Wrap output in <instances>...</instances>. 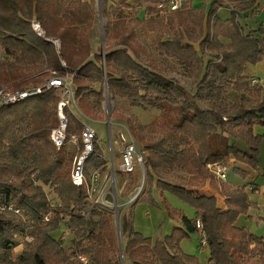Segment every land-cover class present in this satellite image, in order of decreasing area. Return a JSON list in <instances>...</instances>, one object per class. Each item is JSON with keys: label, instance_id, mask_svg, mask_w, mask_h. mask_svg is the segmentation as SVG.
Wrapping results in <instances>:
<instances>
[{"label": "trees", "instance_id": "1", "mask_svg": "<svg viewBox=\"0 0 264 264\" xmlns=\"http://www.w3.org/2000/svg\"><path fill=\"white\" fill-rule=\"evenodd\" d=\"M91 1L0 0V46L5 57L0 61V87L23 91L42 84L50 72L58 76L67 72L74 76V99L86 117L95 111L93 101L104 99V83L110 99L158 111V118L148 125L127 119L130 134L145 153V177L157 178L161 192L193 209L194 218L163 201L167 217L179 226L165 237L151 239L136 232L132 212L123 213L120 249L115 219L93 205L84 188L71 184L73 157L50 141L51 132L59 126L60 102L57 91L51 90L0 110V201L15 203L25 218L24 222L0 218V264H82L79 256L86 257L88 264H201L180 249L182 241L199 235L196 221L207 240L209 264H264L263 239L235 226L252 206L246 187L227 188L207 170V165L219 162L228 167L231 160L257 169L264 135L255 134V128H264V93L250 86L244 71L264 54V30H258L263 38L255 40L243 34L233 14L226 22L215 16L218 7L234 5V0H214L208 9L204 6L196 12L184 5L173 13L175 19L156 7L166 0L146 8L157 49L197 72L196 88L189 92L166 76V70L136 41L134 29L126 26V11L140 9L150 0H100L110 2L103 53L91 51L89 34L96 17ZM254 6L255 0H249L236 7L244 11ZM32 20L40 24L45 39L32 32ZM46 39L60 42L58 53ZM43 65L47 72L42 71ZM228 89L237 95L232 104L225 103ZM64 112L66 140L76 137L79 141L80 121L67 109ZM86 165L106 170L96 142ZM174 169L186 176L184 184L164 181ZM232 173L247 177L237 167ZM131 176L122 195L136 187L137 179ZM206 181L225 199L224 211L216 207L214 198L197 197L191 191ZM46 188L57 198V205L52 207ZM148 202L157 206L152 199ZM47 214L51 217L45 222ZM61 227L78 239L69 252L54 235ZM30 228L33 231L25 239L31 241H22L21 255L12 260L11 251Z\"/></svg>", "mask_w": 264, "mask_h": 264}, {"label": "rangeland", "instance_id": "2", "mask_svg": "<svg viewBox=\"0 0 264 264\" xmlns=\"http://www.w3.org/2000/svg\"><path fill=\"white\" fill-rule=\"evenodd\" d=\"M157 1L158 0H150L148 3L143 4L140 9L126 11V13L128 14L126 20V26L134 29L136 33V41L141 46H143L147 50V52L151 55V57H153L155 61L166 70L167 77H169L170 79H174L187 91L194 92L198 82L197 72L194 69H190L187 68L186 66L181 65L174 58L166 55L164 52L157 49L155 44L156 33L150 31L148 28L149 24L146 21H148V19H150L151 16H149L145 11L146 8L153 7ZM206 1L207 0L204 1V4H206ZM109 4H110L109 1L107 3L100 1V3L98 4V0H92L90 3L91 7L96 11L95 22L91 30V33L89 34V42L92 53H96L98 50H102V48L105 47V40H106L105 27L108 24ZM203 6L201 8H203ZM171 14L172 15L170 16V18H174V14L173 13ZM167 19L168 18L164 19V21L162 20V22L166 23ZM196 46L197 45H195V47ZM45 66L47 65H43L41 68L43 72H47L45 70L46 69ZM44 80L45 79H43V81ZM56 93L59 96V92ZM236 97H237L236 93H234L231 89H228L224 95L225 103L232 104L236 99ZM93 105L95 106V111L93 112L91 118L86 117L85 115L79 113L80 111L78 109L77 101L74 99V96L71 98L70 105L68 108V111L78 118V121H80L82 127L88 126L94 130L96 143L100 142V144L102 145L104 157L106 160L105 162L107 164L106 170L104 171H102L101 168H96L95 166L92 165L85 166L84 176L86 179V185L84 187V191L88 197V200L93 205H95L100 211L111 215L114 219H115L114 200H116L119 219L123 213L132 212L133 223L137 225L138 228L141 226V223H144L145 232L144 235H142L143 237L155 239L158 236L165 237L166 235H169L172 230L168 232L166 231L165 235H163V231H164L163 229H161L160 232L158 231L160 224H162L163 221L162 219L167 217V215L163 209L164 205L161 197L157 195L155 197L156 200L155 202L154 198H152L150 194V191H152V188L155 185L156 178H153V180L149 181V179L145 177V170L142 169L143 172H140V170H138L137 172H135V174L131 176L137 179V183L135 185L136 187L133 189V191H131V193L122 195L123 187L125 183L128 181V176L123 173L120 174L117 173L118 166L120 164L121 153L124 147L126 146V144H128L130 141H132L137 146L139 151L142 153L143 158H145V153L142 151L141 146L135 141V139L130 134L127 119L130 120L133 124L135 123L138 125H148L152 121L158 118L159 116L158 111L151 108H141L139 106L131 105L126 100L110 99V95H108V92L106 94L105 91H104V99H102V101L99 103H95L93 101ZM199 106L201 108H209L208 104L199 103ZM122 137L125 140H122ZM78 148H79L78 138L71 137L69 138V140H66L64 149L73 158L76 155ZM111 167H113V171H114V179H115L114 182L112 181ZM71 168H72V164H71ZM178 172H179L178 170L174 169L171 175L168 174L169 176L168 175L164 176V181L166 183L169 182L174 185L184 184V180L182 178L186 176L180 178L177 175ZM227 175H228V171H227ZM219 182L223 184V181L219 180ZM50 191H51L50 189L47 188L45 189V192L48 196L50 203L53 206L57 205V203L59 202L57 198L54 197V195ZM133 197H135L134 200H131ZM151 198L153 199L154 203L157 204V206H152L150 202H148L147 199H151ZM175 201L178 203L179 206L183 205V212L186 214V216L188 215L190 216L193 214V210L187 205H184V203H182L178 198H176ZM157 202H160L159 205ZM138 203L149 206L148 208H144L142 212L144 210L151 212L152 209L153 210L156 209L159 214V215L157 214L156 216H159V219H160V215L162 217L160 223L156 224L157 222L156 221L151 225V223L147 222L149 218L142 217V214L141 216L138 215V219H137L136 216L134 215L133 209L135 208V205ZM152 216L153 215H151V217ZM32 231L33 228L27 229L24 237L20 240L21 242L19 243V247H16L13 251H11L10 258L12 260H15L19 255H21L24 249L22 241H25L27 239V238L25 239V237L29 236ZM54 235L55 237H57V239L59 238V241L63 249L67 252H69L70 248L74 247V243L78 240L76 238H73V236L70 234L69 230L66 227H61ZM190 240L191 241L183 242L182 246L185 248L188 247L189 250H191L190 252H192V254L196 256L198 255V250H199V246L197 245L198 243L197 235H191ZM26 241L30 242L31 240L28 239ZM121 245H122V238H121ZM120 257L122 260V256ZM202 264H208L207 260L206 262L202 260Z\"/></svg>", "mask_w": 264, "mask_h": 264}, {"label": "crops", "instance_id": "3", "mask_svg": "<svg viewBox=\"0 0 264 264\" xmlns=\"http://www.w3.org/2000/svg\"><path fill=\"white\" fill-rule=\"evenodd\" d=\"M88 1V0H84ZM205 0H183L184 5L191 9L192 11H199L201 7L203 6ZM214 0H210L209 2L206 1V4L204 6L206 9L209 8L210 3H212ZM249 0H234V5L224 6V7H218L217 11L215 13V16L222 22L229 21L231 19L232 14L235 17V20L237 24L241 27L242 32L244 35L250 36L252 39H258L263 38V36H260L258 33L259 29L264 30V0H255V6L249 10H237L238 3H245ZM203 6V7H204ZM234 6L235 9L232 7ZM220 41L224 45H228L229 41L220 39ZM195 49L198 51V45L195 47ZM244 77L247 79L250 78H257L261 81V84L258 88H260L264 93V54L262 55L259 62H257L254 65H248L244 71ZM80 113V112H79ZM81 114V113H80ZM76 117V116H75ZM77 118V117H76ZM78 119V118H77ZM255 134L263 136L264 135V128H255ZM99 143V148L102 152V159L104 161V152L103 147ZM236 146L245 149V147L240 143L236 142ZM139 150V149H138ZM234 167L239 168L241 171L247 173V177L245 179H242L241 177L235 175L232 173V169ZM230 172V173H229ZM173 173V171L170 173V175ZM177 175L182 178L185 176L183 173L178 172ZM169 176V175H168ZM216 179V178H215ZM218 182L219 180L216 179ZM169 183V182H167ZM157 184V178L155 180V185L152 188V191H150V194L152 198H154L157 195L161 197L163 201H166L174 210L183 212V205L179 206L178 203L175 201V197L167 192H161V190L156 186ZM223 185L227 188H236V187H246V192L248 194L249 202L251 203V207L249 208L247 215L241 216L237 219L235 226L237 228H243L247 230L250 234L263 239L264 241V140L261 143V146L258 150V157H257V169L252 170L244 165L237 164L233 160L230 161L228 166V175L226 179L223 181ZM135 188V187H134ZM133 188V189H134ZM132 189V191H133ZM191 191L194 192L195 196L197 197H212L216 201V207L224 211L225 210V199L220 196V194L215 190L209 181H206L202 183L200 186L192 188ZM131 193V192H130ZM151 198V199H152ZM175 198V199H174ZM150 200V199H147ZM153 200V199H152ZM156 202V200H155ZM158 205L160 202H157ZM183 203V202H182ZM186 205V204H184ZM148 205L144 204H136L135 208L133 209L134 215L138 219V215L145 218H149L147 222L151 223V225L156 222V224L160 223V220L162 219L160 215L156 216L158 214V211L156 209H152L150 211L142 210L144 208H148ZM189 207V206H188ZM139 209V210H138ZM141 210V211H140ZM193 210V209H192ZM139 211V212H138ZM141 212V213H140ZM140 213V214H139ZM185 214V213H184ZM151 215H153L151 217ZM159 215V214H158ZM186 215V214H185ZM195 211L193 210L192 215H188L187 217L192 219L194 218ZM162 229L163 235H165V232L171 231L173 228L178 227L179 225L174 222L173 220H170L167 217L162 219ZM134 224V223H133ZM134 228L136 232L140 233L141 235H144V223H141V226L138 228L137 225L134 224ZM168 229V230H167ZM154 234V233H153ZM167 236V235H166ZM198 238V236H197ZM185 241H191L190 238L188 240H184L180 243V249L183 253L187 255H192L191 250H189L188 247H183L182 244ZM192 245V244H191ZM199 246V244L197 243ZM195 257L198 258L200 263L202 264V260L206 262L208 258V251L207 249H201L199 247L198 255ZM209 264V263H208Z\"/></svg>", "mask_w": 264, "mask_h": 264}, {"label": "built area", "instance_id": "4", "mask_svg": "<svg viewBox=\"0 0 264 264\" xmlns=\"http://www.w3.org/2000/svg\"><path fill=\"white\" fill-rule=\"evenodd\" d=\"M157 9L160 10L161 14L175 13L183 10L184 2L183 0H166L159 3ZM30 28L32 32L41 39H45L44 31L42 30L40 24L32 20L30 22ZM51 43L56 52L60 50V42L55 39H46ZM5 57L2 53L0 46V61H4ZM63 68H65L64 62H61ZM51 77L45 79L42 84L27 88L23 91H11L6 87H0V110L2 108L11 107L30 98L38 97L51 90L59 92L60 102L57 105V118L59 121V126L53 130L50 134V141L53 146L59 150L64 148L66 144L65 130L67 126V120L65 117L64 110H68L70 105V100L74 96L73 87V75L65 73L63 76H58L55 72H50ZM249 84L251 87H259L261 81L257 78H250ZM122 140H125L122 137ZM79 148L77 149L76 155L73 158L70 180L71 184L77 188H84L86 185V179L84 176V169L89 161L90 157L94 153L95 132L88 126H84L79 139ZM144 158L142 153L138 150L137 146L130 141L124 147L121 153L120 164L118 166V171L125 175H133L135 172L140 170L143 172ZM207 170L218 180L224 181L226 179L228 167L224 165L223 162L214 163L207 165ZM133 197L131 200H134ZM53 207V205H52ZM51 214H47L44 217V221L48 222ZM0 218H11L20 221H25L22 210L15 203H5L0 201ZM196 228L199 230L198 244L201 249H207V240L202 231V224L200 221H196ZM14 240L18 241V237L15 235ZM28 240V239H26ZM264 244V241H263ZM19 247V245L17 246ZM77 259L82 264H88V259L83 256L77 257Z\"/></svg>", "mask_w": 264, "mask_h": 264}, {"label": "water", "instance_id": "5", "mask_svg": "<svg viewBox=\"0 0 264 264\" xmlns=\"http://www.w3.org/2000/svg\"><path fill=\"white\" fill-rule=\"evenodd\" d=\"M100 3V1L98 0V4ZM102 53H103V48H102ZM104 91L107 94V85L106 83H104ZM112 171H111V176H112V181L114 182V171H113V167H111ZM144 170V168H143ZM114 211H115V226H116V231H117V236H118V241H119V246L121 249V234H120V224H119V217H118V212H117V204H116V200H114Z\"/></svg>", "mask_w": 264, "mask_h": 264}]
</instances>
